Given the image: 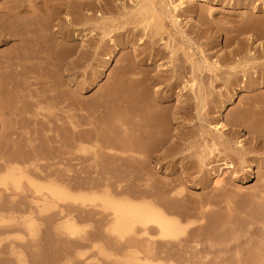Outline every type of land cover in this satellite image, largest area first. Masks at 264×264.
Segmentation results:
<instances>
[{"label": "rangeland", "instance_id": "374dc122", "mask_svg": "<svg viewBox=\"0 0 264 264\" xmlns=\"http://www.w3.org/2000/svg\"><path fill=\"white\" fill-rule=\"evenodd\" d=\"M135 1L0 0V36L5 35L0 43V157L12 149L27 152L31 139L48 149L51 138L70 135V120L80 115L82 129L96 135L98 143L87 141L83 151L73 148L65 160L49 161L54 170L80 171L88 189H97L103 184L102 171L126 166L135 174L143 168L136 160L160 163L158 172L147 166L152 181L133 176L107 182L111 187L146 185L161 193L160 181L177 179L176 188H184L187 201L194 196L209 204L206 221L212 233L222 226L209 240L212 257H204V264H264V139L245 127L264 121V0H183L176 10L173 5L181 0H152L158 28H144L129 13ZM42 20L50 22L48 36L55 47L71 44L82 50V59L70 67L43 63L24 72L5 68V58L22 41L4 31L22 34ZM27 35L40 42L33 49L41 50V31L35 28ZM44 75L52 76L47 80ZM232 76L240 79L233 86L227 82ZM192 77L199 90H191ZM253 79L263 83L251 86ZM5 84L18 88L6 93ZM78 89L85 101L80 112L72 109ZM61 91L67 93L64 101ZM12 110L19 113L16 122ZM13 124L14 141L9 137ZM219 124L226 125L223 135L215 127ZM139 139L156 147L135 159L131 151ZM119 154L124 167L116 164ZM225 158L232 168L222 164ZM214 172H222L220 184H214ZM6 184L18 197L17 190L28 188L25 180ZM55 212L50 209L35 215L37 221L22 224L15 242L1 240L0 264H133L131 257L109 251L100 221H79L96 237L71 248L64 232L47 222ZM192 228L177 238L192 236ZM222 242L227 250L213 252ZM176 258L202 264L198 257Z\"/></svg>", "mask_w": 264, "mask_h": 264}, {"label": "bare ground", "instance_id": "6f19581e", "mask_svg": "<svg viewBox=\"0 0 264 264\" xmlns=\"http://www.w3.org/2000/svg\"><path fill=\"white\" fill-rule=\"evenodd\" d=\"M181 5H183V0L174 4L173 9L176 10ZM260 8L264 10V3ZM128 11L138 17V22L143 23L144 28L152 25L157 28L160 26L152 0H136ZM153 20L155 21L152 23ZM7 22L10 24L11 20ZM49 24V20H42L27 27L22 34L21 32L4 31V34L20 36L22 41L17 51L5 58V68L11 71L20 68L24 72L43 63L56 67L63 65L70 67L82 59V50H78L71 44L66 43L62 47H55L58 44L48 36ZM35 28L41 31L40 36L43 40L41 50L33 49L40 42L33 39L31 35H27ZM3 36H0V43ZM63 39L66 40L68 37L64 35ZM214 68V64H208V70H214ZM234 68L235 66L230 69ZM51 76L44 75V78L48 80ZM253 80L251 86L263 83L257 79ZM227 82L233 86L238 84L240 79L232 76ZM17 86L5 84L6 93L17 90ZM197 86L199 90L197 79L192 77L191 90L194 91ZM77 93L79 95L74 96L75 102L72 109L80 112L84 108L85 101L81 96L83 91L78 89ZM60 96L64 101L67 93L61 91ZM40 108L42 106L39 105L37 109ZM10 114L13 122H16L19 116L17 110H12ZM79 116L70 120V135L57 141L56 137L51 138L48 149H40L36 146L34 139H31L30 150L27 152L12 149L4 157H0V185H3L2 190L0 189V241L7 239L15 242L20 238L19 231L22 224L37 221L35 215H42L54 209L56 211L54 219L49 218L47 222L53 223L64 232L65 240L71 248H74L76 243L91 241L96 237L95 234L87 233L88 231L84 226H80L79 221L96 220L104 225L101 237L104 244H110L109 251L114 250L122 259L131 257L133 264H190L184 258L177 259L176 257H198V261L204 264L202 262L204 257H212L209 250L214 247V244L209 240L219 233L217 228L222 226H217L212 233L206 221L210 213L209 204L195 200L194 196L187 201L183 196L184 188L182 186L176 188L177 179L160 181L158 185L162 187L161 193H156L153 188H147L146 185L142 188H133L129 185L111 187L107 182L110 178L128 179L133 176H142L147 181H152L153 173L147 169V166L149 165L150 169L158 172L162 166L160 163L156 162L151 165L146 164L143 159L136 160L142 163L143 168L134 174L129 168L123 166L125 158L119 154L116 164L124 168L114 172H100L103 184L97 189H88L91 186L85 181L80 171L70 175L66 169L58 171L52 168L49 161L55 158L65 160L70 149L83 151L85 143L91 142L94 145L98 143L96 135H88L82 129V120ZM234 123L243 122L236 120ZM215 127L220 135H223L226 125L219 124ZM245 127L250 134H259L264 139V121L250 123ZM16 129L13 124L9 137L16 134ZM11 139L14 141L13 137ZM137 141L136 149L131 151L135 159L146 157L147 153H151L156 147L150 140L139 139ZM39 161H44V163L39 166ZM222 164L225 168L233 167L226 158ZM221 173L214 172V184H220ZM21 180L26 181L28 188L17 190L21 193L18 197L19 194L12 193L6 183L8 181L18 183ZM3 202H7L8 205H4ZM96 202L100 205H96ZM87 203H93L92 205L97 208L89 207ZM190 226H193L192 236L177 238ZM204 241L207 245L203 246ZM220 244L222 246L214 249L213 252L219 253L227 250L226 242ZM13 253L17 260L21 259V253L17 247L13 248Z\"/></svg>", "mask_w": 264, "mask_h": 264}]
</instances>
